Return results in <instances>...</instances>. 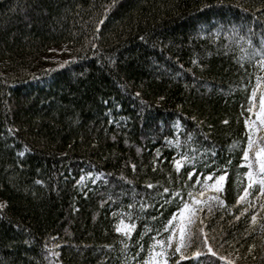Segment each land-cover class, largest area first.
Masks as SVG:
<instances>
[{
	"label": "trees",
	"instance_id": "1",
	"mask_svg": "<svg viewBox=\"0 0 264 264\" xmlns=\"http://www.w3.org/2000/svg\"><path fill=\"white\" fill-rule=\"evenodd\" d=\"M101 18L93 49L89 41ZM232 25L253 28L258 38L264 0H0V264H122L140 245L142 260L175 206H166L155 221L149 217H161V211L140 213L144 218L122 253L124 238L114 230L121 217L113 213L127 211L131 201L125 196L113 203L108 196L130 189L128 180L141 192L152 191L142 187L146 182L170 186L169 176L177 177L171 164L175 141L183 143L193 129L198 147L208 144L200 133L217 147L216 164L204 175L231 161L226 207L214 211L206 230L223 234L228 243L219 251L235 255L234 264H264V210L257 206L234 219L247 183V169L240 166L246 144L240 113L249 91L239 85L241 78L248 82V73L254 82L257 70L245 64V72L236 62V46L225 48ZM220 27L223 34L214 35ZM61 45L68 63L56 65L45 55ZM177 119L186 126L180 135L171 127ZM165 138L173 140L171 148ZM233 141L241 146L229 150ZM81 170L85 179L77 185ZM190 170L181 169L179 185L171 186L182 185ZM89 171L110 173L108 183L92 184ZM254 210L258 219L252 224ZM145 225L151 231L141 238ZM249 244L255 245L251 253ZM45 246L59 256H48ZM204 252L193 260L190 250L180 264H207L210 254Z\"/></svg>",
	"mask_w": 264,
	"mask_h": 264
},
{
	"label": "snow or ice",
	"instance_id": "2",
	"mask_svg": "<svg viewBox=\"0 0 264 264\" xmlns=\"http://www.w3.org/2000/svg\"><path fill=\"white\" fill-rule=\"evenodd\" d=\"M113 3H115V0H113ZM111 7L112 5L105 6L104 13L106 14ZM102 23L103 19L101 18L94 24L96 32L89 41L93 49L97 48V44L91 41L99 38L96 33L101 30ZM200 31H205V29H200ZM222 34V27L217 28L214 32V35L217 36ZM233 45L236 46L240 53L236 57V62L240 67L247 72L245 64H248L257 70L254 82L251 79L253 74L248 73L250 77L248 82L244 83L243 78H241V84L239 85L242 90L249 91L247 105H241L240 113L241 117H243V135L246 136V144L242 147L240 166L247 169L243 172V177L246 178L247 183L243 186V193L237 196L235 202L236 205L241 206L239 214L234 216L235 220H239L241 216L249 212V209H256L258 206L259 209L264 210V74H262L264 73V30L259 33L257 38L253 28L232 25L227 31L224 46L226 49H231ZM64 63L67 64L68 61ZM192 63L194 65L197 64V60L193 59ZM137 95L139 94L137 93ZM104 103L107 104V101ZM189 119L195 121L196 118L191 117ZM113 122L109 121V123ZM222 123L227 124L228 121L224 120ZM171 127L176 135H180L186 128L179 119ZM199 127L200 125H197V128ZM200 136L203 141H208L207 145L197 146L196 129L187 132L183 143L180 140L175 141L177 152L173 154L171 164L177 173V177L173 181L171 176H169L168 183L170 186H163L160 182H156L155 184L146 182L142 187L152 191L141 192L136 189L131 180H128L126 183L132 185L130 189H122L119 193L108 196V200L113 203L125 196L129 197L131 201L127 204V211L113 213L114 216L119 215L121 217L118 223L114 225V230L124 238L120 241L122 253L128 252L130 245L127 241L131 239L132 233L137 227V220L144 218L140 213H145V210L148 209L161 211L166 206H175V211L171 212L166 222L162 221V228L157 229L156 234L152 236V243L148 247L147 255L142 260L139 259L143 246L140 245V241L138 240L137 244L140 246L136 249V254L128 255L122 264H170V260L177 254L179 255V259L175 261V264H180V261L189 259L188 252L190 250L191 259L193 260L206 255L204 252L206 250V253L210 254L207 264H215V260L211 258H217L219 261L225 262V264H234L233 259L226 257L219 251V249L224 247L225 243H228V241L223 240V234H218L215 228L210 231L206 230V223L212 217L214 211L218 209L223 210L226 207L225 200L222 197L226 192L225 182L229 177L228 166L231 164V161L218 168H213L211 172L204 175L205 169L216 164L217 147L211 144L207 134L200 133ZM164 143L171 148L173 140L165 138ZM240 146V141H233L228 147L229 150H232ZM180 149L183 150L180 151ZM26 151L27 146H24V150L19 151L17 155L23 157ZM160 156V149H156V157L159 158ZM209 158L211 159V164L209 163ZM160 163H163V161H160ZM201 163L203 164V168L198 170L197 165ZM156 164L157 159H154L153 171L156 170ZM131 167L135 172L136 166L131 165ZM188 167L191 170L187 171V179L183 181V184L176 187L171 186L179 185L180 179L183 176L181 169ZM81 172L82 175L76 180L77 185L83 183L85 179L84 170H81ZM194 174L196 175L193 182ZM110 175V173L87 172V177H95L91 179L92 184H96L100 179H104L105 184H107L108 180L106 177ZM120 179H123V177H120ZM237 180L239 181L240 177H237ZM35 183L42 184L43 182L37 179ZM105 203L106 201L102 200L101 206H104ZM156 204H160L159 209L155 208ZM3 207L4 205L0 204V208ZM228 211L231 212V209ZM125 218L128 221L127 223L125 222ZM161 218L162 211L161 217H149L153 221ZM260 218L264 219V215H261ZM257 219V212L254 210L251 213L250 222L255 224ZM13 226L18 227V225ZM260 227L264 229V224H261ZM23 231L28 232L27 229ZM148 231H151V229L148 225H145V231L140 233L141 238ZM163 233H167V235H162ZM51 239L55 240L56 237H51ZM25 243L27 244L28 241L25 240ZM217 245H219V248ZM45 247L48 256H59V253L53 251L52 248ZM54 247L59 248L60 245L57 244ZM105 247L111 248L112 246L106 245ZM254 248V244H249V253ZM49 264H55V262L49 261ZM197 264H201V262L197 261Z\"/></svg>",
	"mask_w": 264,
	"mask_h": 264
},
{
	"label": "rangeland",
	"instance_id": "3",
	"mask_svg": "<svg viewBox=\"0 0 264 264\" xmlns=\"http://www.w3.org/2000/svg\"><path fill=\"white\" fill-rule=\"evenodd\" d=\"M45 58L56 65H60L69 58L68 49L65 45H61L60 47H51L45 55ZM0 204L4 205V202L1 199ZM227 257L233 260L235 259V255H229Z\"/></svg>",
	"mask_w": 264,
	"mask_h": 264
}]
</instances>
